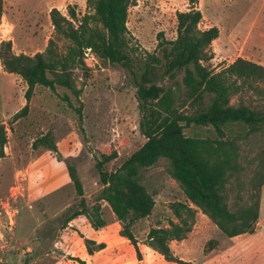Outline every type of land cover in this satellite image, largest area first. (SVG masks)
<instances>
[{"label": "rangeland", "instance_id": "1", "mask_svg": "<svg viewBox=\"0 0 264 264\" xmlns=\"http://www.w3.org/2000/svg\"><path fill=\"white\" fill-rule=\"evenodd\" d=\"M3 1L0 44L12 41L17 55L44 52L51 38H55L58 51L64 54L68 43L55 34L52 9L64 15L74 9L79 18L89 13L87 0ZM192 8L203 14L200 29L217 27L220 31L211 45V67L215 71L240 57L264 66V0H135L128 29L134 44L139 45V55L156 51L161 32L167 40L176 39L177 13ZM84 62V67L74 71L76 84L82 90L80 119L61 98L67 94L79 107L71 91L58 87L55 93L38 88L28 102L24 80L6 72L0 61V123L6 125L9 138L6 157L0 159V264H177L167 263L147 242L151 228H168L178 222L169 204L187 201L167 172V159H160L142 172L144 186L154 195L156 205L151 216L132 227L141 259L133 244L120 234L121 223L110 206L99 200L103 186L97 161L102 155L118 153V158L105 166L108 171H115L146 143V138L140 129L142 113L128 71L104 64L89 51ZM177 81L180 83L181 77ZM168 85L174 83L170 81ZM241 100L264 111V96L247 91L233 96L231 103L237 105ZM27 104L28 115L13 122L14 115ZM232 132L237 134L236 129ZM185 133L188 137L216 138L214 130L206 127L187 129ZM48 134L54 139L57 152L34 148L36 141ZM237 140L244 171L239 175L242 186H237V181L230 186L231 204L240 190L249 188L258 166L257 154L264 146V132ZM69 164L77 168L90 212L100 205L104 227L94 228L84 214L66 222L73 213L81 211V198L69 176ZM195 209L192 232L185 241L174 242L172 249L178 258L203 264L212 253L209 241L216 240L225 248L230 239ZM260 220L262 228L250 237V245L256 247L248 264H264V187ZM86 239L95 241L96 246L105 244V248L90 255Z\"/></svg>", "mask_w": 264, "mask_h": 264}, {"label": "trees", "instance_id": "2", "mask_svg": "<svg viewBox=\"0 0 264 264\" xmlns=\"http://www.w3.org/2000/svg\"><path fill=\"white\" fill-rule=\"evenodd\" d=\"M135 0H87L89 13L78 17L74 9L68 15L52 9L51 21L56 36L68 43L64 54L58 51L55 38L47 49L34 55L15 54L12 41L0 44V61L4 70L20 76L27 85L25 98L29 102L36 90L58 87L73 93L79 107L69 95L62 100L81 119L80 96L74 77L75 69L85 66L87 51L95 54L104 64L120 66L130 75L136 88V98L142 113L140 129L146 143L115 171L105 166L118 158V153L102 155L96 163L103 189L99 200L105 201L121 223L120 234L135 247L141 259L138 240L132 227L139 220L151 216L156 202L142 180L143 170L149 169L164 158L169 162L168 174L180 186L186 202L170 203L177 223L168 228H151L147 242L167 262L192 264L176 257L170 247L173 241L187 239L195 225L196 209L206 215L228 238L254 234L258 229L261 211V193L264 187V146L257 154V169L249 180V188L240 190L237 200L230 203V186L244 171L240 161L237 138L256 136L264 132V111L248 106L242 100L236 105L232 98L252 91L264 96V66L238 58L220 71L211 67L214 55L211 45L219 38L217 27L200 29L203 14L192 8L177 13V37L167 40L158 34L154 53L139 55L138 46L128 29V18ZM4 1L0 0V24ZM181 77V82L177 83ZM174 83L169 86L168 82ZM29 113L27 104L14 115L16 122ZM212 128L216 138L188 137L185 130ZM236 129L237 134L232 130ZM8 129L0 123V159L6 157ZM57 152L50 134L36 141L34 148ZM69 176L80 208L66 222L80 215H88L94 228L106 225L101 207L92 212L86 204L84 188L74 164L68 165ZM246 192V193H245ZM195 207V208H194ZM90 214V215H89ZM219 242L211 240L209 251ZM90 255L105 248L86 239ZM96 246V247H95Z\"/></svg>", "mask_w": 264, "mask_h": 264}, {"label": "crops", "instance_id": "3", "mask_svg": "<svg viewBox=\"0 0 264 264\" xmlns=\"http://www.w3.org/2000/svg\"><path fill=\"white\" fill-rule=\"evenodd\" d=\"M261 226H262V220H260V222L258 223L257 232L260 231V229L262 228ZM254 235L255 233L229 238L230 243L225 248H223V246L219 243L215 249L209 251V253L210 252L212 253L205 257L203 264H248V262L251 261V257H252L250 256V253L254 252V247H256L255 244L253 243L250 245L251 242L250 237ZM174 242H178V241L171 242L170 244L171 249H172V244ZM186 262H190V261H186ZM167 263H171V262H167Z\"/></svg>", "mask_w": 264, "mask_h": 264}]
</instances>
